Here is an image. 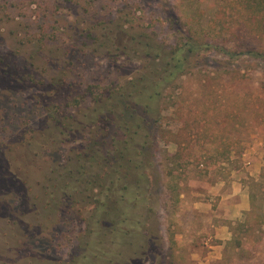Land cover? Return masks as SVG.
<instances>
[{
  "label": "rangeland",
  "instance_id": "obj_1",
  "mask_svg": "<svg viewBox=\"0 0 264 264\" xmlns=\"http://www.w3.org/2000/svg\"><path fill=\"white\" fill-rule=\"evenodd\" d=\"M188 38L263 52L264 0H0V264L103 263L52 181L95 149L93 119L108 142L126 136L154 152L135 213L151 208L158 238L131 264H264V61L190 58L147 101L161 113L155 147V126L127 134L117 125L136 116L100 108L143 88L141 77L166 76L162 52ZM241 191L245 212L234 207Z\"/></svg>",
  "mask_w": 264,
  "mask_h": 264
},
{
  "label": "trees",
  "instance_id": "obj_2",
  "mask_svg": "<svg viewBox=\"0 0 264 264\" xmlns=\"http://www.w3.org/2000/svg\"><path fill=\"white\" fill-rule=\"evenodd\" d=\"M209 50H216L230 59L248 55L254 60L264 61V51L234 53L219 45L188 38L171 48L170 51L162 52L161 60L166 76L158 78L157 83L152 80L153 77L151 79L141 77L136 84L146 81L143 88L138 89L135 86L128 92H116L108 96L100 108L114 106L119 109L117 113L124 115L129 113L131 117L136 116L137 123H129L131 125L128 128L127 121L125 127L117 125V129L127 134H130V127L135 129V136L139 135V131L155 126V135L152 138V144L155 147L156 140L158 138L162 140V135L161 137L159 135L162 132L159 125L161 113L157 108L151 107L147 101L154 102L159 97L157 88L160 84L168 83L175 77L184 75L190 58ZM143 96L144 99H140ZM140 108L141 116L137 111ZM108 112L113 114L111 110ZM99 113L105 114V111ZM132 119L130 118L129 121L132 122ZM103 121H105L104 118ZM115 122L117 120L114 117L112 125H115ZM99 124L100 121L91 120V127L96 128L94 135L88 138L89 140L86 139L87 145L94 144L95 149L92 152H78L74 166L71 169L64 167L60 175L52 179L55 184L53 187L62 192L61 199L60 197L58 199L59 205L67 201L62 210H75L76 215L84 221L86 229H89V233L91 230L93 239L85 241L88 247H84L86 252L90 249L89 255L103 262L101 264H131L134 257L144 258L149 243L158 238V228L151 221V214H148L151 208L148 207L143 215L135 213L136 210L139 212L143 210L142 201L145 203L149 199L140 194L150 190L147 184L149 182L148 173L153 167L154 152L149 146L150 143H136L134 138L129 137L127 140L126 136L122 141L111 138L108 142L109 139L105 134L100 131L98 133ZM108 146L111 149H108ZM53 171L57 172L58 168ZM78 186L84 191L78 190ZM49 194L54 196V192ZM51 199L55 200L54 197ZM85 209L90 210L94 215L85 216ZM91 219H93V224ZM95 223L97 226L94 225Z\"/></svg>",
  "mask_w": 264,
  "mask_h": 264
},
{
  "label": "crops",
  "instance_id": "obj_3",
  "mask_svg": "<svg viewBox=\"0 0 264 264\" xmlns=\"http://www.w3.org/2000/svg\"><path fill=\"white\" fill-rule=\"evenodd\" d=\"M251 173H249V175H250ZM244 194V192L243 191H241V195H237L236 197V203H235V209H239V210H241V211H243V212H245V211H248V209H249V205H248V203H247V197L246 196H244L243 195ZM239 197L241 198L240 200H239ZM234 212V211H233ZM221 230V229H220Z\"/></svg>",
  "mask_w": 264,
  "mask_h": 264
}]
</instances>
